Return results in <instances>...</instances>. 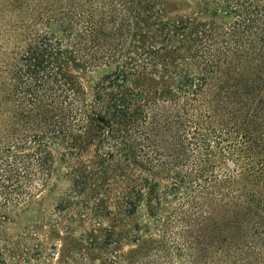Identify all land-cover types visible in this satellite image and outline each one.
<instances>
[{"label": "trees", "instance_id": "1", "mask_svg": "<svg viewBox=\"0 0 264 264\" xmlns=\"http://www.w3.org/2000/svg\"><path fill=\"white\" fill-rule=\"evenodd\" d=\"M33 1L0 26L2 219L46 190L66 233L89 222L66 259L264 264V0ZM141 208L157 240L117 232Z\"/></svg>", "mask_w": 264, "mask_h": 264}, {"label": "rangeland", "instance_id": "2", "mask_svg": "<svg viewBox=\"0 0 264 264\" xmlns=\"http://www.w3.org/2000/svg\"><path fill=\"white\" fill-rule=\"evenodd\" d=\"M37 5L33 0H26L21 9V16L17 19L0 12V26L4 25V23L15 22L14 20L25 22L28 20V16H31ZM55 157L56 172L60 176V180L55 181V177L51 178L49 186L54 189L55 196H59L66 191L69 184L63 178L65 170L60 166L58 156ZM47 196L45 190L40 197H36L35 202L31 205L27 213L9 214L6 219H2V214H0V253L7 248L10 250L12 248L11 245L15 243L17 246V255L22 254L24 248H27L30 259L29 263L18 259L19 261L16 264H108L100 259V256H102L103 252H112V250L102 245L96 246L98 247L96 248L98 249L97 251H92L95 256H98L95 257L96 260L81 259L76 254V250L69 256V259H66L69 255L68 250L70 249V252L72 251V243L77 242L80 235L88 230L89 222L86 220L81 227L73 226L66 233V228L72 225L68 213L64 212L59 215L55 211L57 198ZM175 204L176 201H172L168 207L174 208ZM122 220L116 227L117 232L121 233L122 236L127 234L128 231L133 232L146 225L150 227L149 234L157 240V233L153 225L155 222L148 218L145 208H141L131 218H122ZM102 227L104 229L108 228L106 222L103 223ZM133 248L132 243L121 241L118 252L127 253ZM171 257L170 259L172 261L176 260L175 253H172Z\"/></svg>", "mask_w": 264, "mask_h": 264}]
</instances>
